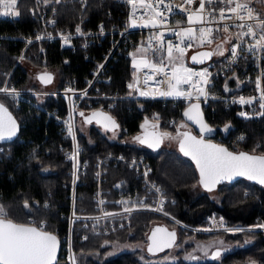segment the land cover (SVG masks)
I'll return each mask as SVG.
<instances>
[{
	"label": "trees",
	"instance_id": "1",
	"mask_svg": "<svg viewBox=\"0 0 264 264\" xmlns=\"http://www.w3.org/2000/svg\"><path fill=\"white\" fill-rule=\"evenodd\" d=\"M252 3L257 9L260 0H252ZM53 5L57 6L58 11L57 25L64 28L72 26L82 11L86 27L96 28L101 21L108 24L107 12L109 10L115 12L118 8L116 0H87V7L84 10L74 0H64L60 3L56 0H17L19 15L14 19L0 18V85L9 74L8 87L14 85L20 89L26 88L28 73L23 67L24 63L40 67L45 71L55 70L58 78L57 88H62L72 79L77 80L81 85L93 68V61L87 58L86 54L90 56L94 54L97 60H102V52L109 45L108 38L101 39L99 45L94 47L90 46L86 50L77 47L74 51L60 47L57 42L33 41L26 47L25 57L10 74L17 56L26 45L22 37L34 38L35 31L39 27V20L32 17L30 10L34 9L38 13L43 9H50ZM186 60L187 63H191L189 55ZM108 68L111 80L103 84L102 89L108 94L129 96L130 92L132 93L126 87L131 79L129 59L120 55L116 60H112ZM240 73L238 68V77ZM230 79L229 77L221 79L219 86L211 90L214 93H226L222 85L228 84ZM28 96L37 101L31 95ZM38 102L48 110L56 107L62 112L64 110L65 103L61 96L48 95ZM0 103L12 111L20 125L17 138L8 143H0V207L5 212L3 218L22 224H28L30 217L43 220V229L55 233L61 242L70 224L71 161L65 159L69 140L63 141L52 119L27 101L21 100L17 106L13 96L1 93ZM186 105L181 100L176 103L131 99L118 101L115 107L104 108L118 121L117 136L111 138L109 136L112 131H104L97 124L81 123L77 114V111L86 113L100 108L101 105L89 107L81 103L75 112L76 129L82 147L80 158L87 162V167L80 175L81 183L76 186L74 214L84 215L95 212L96 162L99 157L110 152L113 155H144L152 167L151 178L164 188L168 197L173 199L166 204L165 211L187 225L204 224L207 214L212 211L222 215L228 224L248 225L257 218L264 222V184L238 179L219 184L209 191L199 183L194 165L182 154L178 148V141L175 148L167 147L164 141L162 147L155 151L138 141L136 144L127 142L128 138L139 135L146 121L155 122L160 132L179 134V139L188 132L199 135V132L187 124L181 116ZM211 105L214 106V111L210 110V106H202L207 123L214 128L211 139L223 144L232 152L244 151L264 155V117L256 121L242 120L236 116L234 106L224 110L220 101H214ZM154 113H157L158 117H155ZM170 116H175L176 123L167 122ZM180 123L184 126L181 127ZM61 142L66 145L63 150L59 147ZM33 148L36 149L31 153ZM102 186L106 199L119 200L120 206L132 205L145 194L136 172L125 163L115 165L110 162L103 176ZM213 191L216 192L215 197L211 195ZM157 223L164 224L177 234L181 247L174 262L144 260V258L149 259L150 255L161 254L168 250L167 248L158 253L147 250L149 231ZM212 235L193 232L169 218L152 212L138 211L133 213L128 226L105 234L95 233L91 226L84 228L80 219H73L71 244L74 264H248L249 262L264 264V230L223 234L231 242H240L241 246L224 252L218 258L203 260L184 258V252L192 249L196 241L209 239ZM125 241L146 243L145 250L137 248L108 256V251L114 242ZM55 264H69L62 246Z\"/></svg>",
	"mask_w": 264,
	"mask_h": 264
},
{
	"label": "built area",
	"instance_id": "2",
	"mask_svg": "<svg viewBox=\"0 0 264 264\" xmlns=\"http://www.w3.org/2000/svg\"><path fill=\"white\" fill-rule=\"evenodd\" d=\"M78 2L83 7L87 5L86 0H78ZM116 3L118 6L116 11L109 10L107 12L106 21L108 24L101 21L96 28L86 27L84 22H80L75 27L58 28L55 26V9H50L48 12L43 10L37 15L32 11L33 17L39 20L41 27L36 29L34 39L28 40L22 37L28 44L35 40H45L57 42L60 47H67L74 51L77 47L84 50L90 46L94 47L99 45L101 39L108 38L109 45L102 52V60H97L94 54L91 56L86 54L87 58L93 61V68L81 85L75 79L67 81L62 88L51 90H25L14 85L8 87L7 80L0 85V89H7V91H0V94L8 93L13 96L17 101V106L21 100L27 101L52 119L54 125L57 126V133L62 135L63 141L69 140L65 159L71 161L69 171L71 176L70 224L68 232L61 238L62 250L69 264H74L71 244L73 219H80L82 227L91 226L95 233L100 234L130 224L133 213L138 211L158 214L171 219L182 227L198 232L231 229L224 222L222 215H217L215 212L207 214L204 224L195 226L187 225L168 214L165 211V206L173 199L168 197L164 188L151 178L152 167L144 155L129 157L123 154H107L99 157L95 169L98 186L94 195L95 212L84 215L74 214L76 186L81 183L80 175L86 171L87 167V162L80 158L82 147L78 141L76 129L75 112L81 103H85L89 107L101 105L100 108L104 109L115 107L117 102L123 99L162 103L167 101L176 103L181 100L184 104H188L192 100H199L202 106H210V110L214 111V106L211 103L220 101L224 110L234 106L236 116L242 120L256 121L264 117V107H262L264 105V42L250 50V45H256L260 37L264 35V25H261V21H264V0H260L257 9H255L252 0H233L231 4L221 2V0H212L211 3H205L203 13L199 11V0H193L192 3H188L187 0H163V3H160V0H134V2L116 0ZM236 3L247 4L248 8L252 10L253 18L248 19L247 9L240 10V16L244 17L243 20L232 14L229 9L234 8ZM0 7L2 12L6 11L2 6ZM221 9H224V15L230 19L220 20ZM157 13L161 15H157ZM190 15L193 16L192 23H189ZM241 24L244 27H240ZM225 25H228L227 31H225ZM248 25H251L255 36L244 35L241 38V33H248ZM47 26H52L55 29L48 30ZM78 28L79 31H77ZM188 28L193 30V37L196 38V41L193 37L189 38L185 34L184 30ZM201 28L206 30L203 43L199 31ZM208 29L212 30L210 35L207 32ZM170 43L173 46V52H178L176 46H179L187 52V55L198 49L210 48L213 54L210 60L203 64L185 63L183 66L193 73H202L206 70L207 75L193 76L189 83L174 84L173 69L178 67L167 55ZM234 46L236 47L235 56L232 53ZM136 47L145 48L146 53L135 55L133 51ZM120 55L129 59L133 76L134 87H132L133 91L129 96L108 94L102 89V85L111 80V75L108 72L109 65ZM20 56H22V52L19 54L15 66L21 59ZM135 60H141V62H135ZM160 67H163V72L155 71V68ZM238 68L241 71L240 77L237 76ZM226 77L231 78L228 84L222 85L226 93H214L211 89L218 87L219 81ZM169 80L185 95H160V92L171 91ZM129 85L130 83L127 82L126 87ZM13 89L15 91H12ZM141 92L149 94L141 95ZM188 93L191 95H187ZM28 95L35 97L37 101L29 98ZM48 95L63 98L65 103L63 112L59 107L48 110L38 104V101H42ZM174 122V117L169 120L170 124ZM69 125H71V132H69ZM59 147L63 150L66 145L61 142ZM35 149L33 148L31 152H34ZM110 162L115 165L117 163L128 164L141 180L145 194L132 205L120 206L119 200L109 201L106 199L101 183ZM28 224L38 228L42 226L43 229L44 221L30 217ZM260 229H264V227H260Z\"/></svg>",
	"mask_w": 264,
	"mask_h": 264
},
{
	"label": "snow or ice",
	"instance_id": "3",
	"mask_svg": "<svg viewBox=\"0 0 264 264\" xmlns=\"http://www.w3.org/2000/svg\"><path fill=\"white\" fill-rule=\"evenodd\" d=\"M129 2H134V0H129ZM188 3H192L193 0H187ZM212 0H199L201 13L204 12L205 3H211ZM221 2L231 4L233 0H221ZM160 3H163V0H160ZM17 0H0V6H2L6 11L2 14H18L13 13L12 9L16 6ZM247 9L248 19H252V10L248 8L247 4L236 3L234 8H230L229 11L237 16V18L243 20L244 17L240 16V10ZM157 15H161L157 13ZM230 19L224 15V9L220 10V20ZM193 22V16H189V23ZM261 25H264V21H261ZM244 27L243 24L239 25ZM248 33H241V38L244 35H253L255 33L252 30L251 25H248ZM228 30V25H225V31ZM79 31V28L77 29ZM185 34L189 37H193V30L191 28L185 29ZM201 42H204L205 32L204 28H201ZM211 29H208L207 32L211 33ZM40 39V37H37ZM162 39V37H161ZM210 43L211 40L209 39ZM261 42H264V35L260 37L256 45H250V50L253 47L260 46ZM176 51L181 55L184 52V49L176 46ZM173 52V46L170 43L168 47L169 58L171 59ZM233 56L236 55V47L232 49ZM201 56L207 57L210 53H201ZM196 56H193V60L196 61ZM135 66V62H134ZM157 72H163V67L155 68ZM183 74V75H182ZM207 72L202 73H193L189 69L185 68H175L173 69L172 79L176 80V84L180 83H189L193 76H206ZM47 82V81H46ZM147 83V81H145ZM169 88L171 91L160 92V95H175L182 96L185 93L178 90L177 87L171 84V81H168ZM129 87H134L133 84H130ZM0 91H7V89H0ZM12 91H15L14 89ZM203 90L201 89V92ZM141 95H148L149 93L141 92ZM187 95H191L188 93ZM193 108L198 110V105H193ZM264 107V105H262ZM83 115V114H81ZM94 115H101L99 113ZM185 115L189 119H193L189 115V112L186 111ZM106 120L111 122L113 127H116L115 122L111 117H104ZM201 123V132L211 131L205 124ZM107 127V125H105ZM143 127V125H142ZM227 127V126H226ZM69 132H71V125H69ZM16 134V122L7 112V109L3 105H0V139L9 138ZM164 136H169V133H164ZM184 139L180 140L181 151L185 155H190L192 159L196 162V166L199 169L200 181L205 188L211 191L217 183L221 180L227 178L231 179L235 175H247L249 179H258L261 184H264V156H251L246 153H240L238 155L229 152L226 148L205 143L203 139H197L194 136L189 135L188 133L183 134ZM141 143H146L145 139L137 137ZM158 141L155 144H150L149 146H158ZM27 207V202H25ZM5 216L4 209L0 207V264H53L55 260V250L57 246V238L53 234L43 231L42 226L40 228L28 226L25 224H17L11 220L3 218ZM259 227H264L260 225ZM155 231H165L163 229H157ZM155 231L153 237H155ZM237 231H243V229H237ZM169 237L174 239L175 233H168ZM152 239V238H150ZM171 241H164L161 243H156L155 248L150 245L149 251L153 252L163 250L165 247H171ZM213 258L219 257L220 252H214L212 254ZM195 258V257H191Z\"/></svg>",
	"mask_w": 264,
	"mask_h": 264
},
{
	"label": "rangeland",
	"instance_id": "4",
	"mask_svg": "<svg viewBox=\"0 0 264 264\" xmlns=\"http://www.w3.org/2000/svg\"><path fill=\"white\" fill-rule=\"evenodd\" d=\"M62 1H64V0H61V1H58V0H56V2L57 3H60V2H62ZM74 1H76L80 6H81V8L84 10L86 7H87V5L85 6V7H83L79 2H78V0H74ZM86 2H87V0H86ZM50 9H55L56 11H55V13H54V16H55V20H56V23H55V26L56 27H58V28H64V27H60V26H58L57 25V13H58V11H57V6L56 5H53V6H51L50 7ZM50 9H43V10H45L46 12H48V10H50ZM42 10V11H43ZM12 11H13V13H18V14H9V15H4V14H2V13H4V12H2L1 11V7H0V18H10V19H14V18H16L18 15H19V10H18V7H17V4H16V6L12 9ZM32 11L37 15V12L34 10V9H31L30 10V13H31V15L33 14L32 13ZM41 12V11H40ZM83 12V11H82ZM82 12H80L79 14H78V17H77V20H76V22L72 25V26H70V27H75V26H77L80 22H84V17H83V15H82ZM48 14V13H47ZM32 17H33V15H32ZM34 18V17H33ZM39 27H41L40 25H39ZM38 27V28H39ZM47 28H48V30L49 29H55V28H53L52 26L51 27H49V26H47ZM67 28V27H66ZM65 29V28H64ZM35 36H36V34H35ZM28 39V38H27ZM32 39H34V38H32ZM32 39H28V40H32ZM193 39L196 41V38H194L193 37ZM26 41V40H25ZM35 41H40V40H35ZM42 41V40H41ZM45 41V40H44ZM32 42V41H31ZM28 46V42L26 41V45L24 46V48L22 49V56H20V60H19V62L18 63H20L21 62V60L25 57V49H26V47ZM20 52V53H21ZM133 53H135V55L136 54H145L146 53V50H145V48H143V47H136L135 49H134V51H133ZM167 55L169 56V53H167ZM186 56H187V52L186 51H184L183 52V54L181 55L179 52H172V57H171V59L173 60V62L175 63V65L178 67V68H183V66H184V64L185 63H187V60H186ZM19 56H17V58H18ZM17 58H16V60H17ZM16 60H15V63H16ZM43 62H44V60H43ZM135 62H141V60L139 61V60H135ZM15 63H14V65H13V67L15 66ZM17 63V64H18ZM12 67V69L10 70V74H11V72H12V70L14 69ZM23 67H24V69L27 71V73H28V86L26 87V88H23V89H25V90H35V91H37V90H51V89H55V88H57L56 86H57V84H58V78H57V72L54 70L53 72H54V79H53V82L51 83V84H49V85H42L38 80H37V78H36V74H37V72L39 71V70H42V68H40V67H35V66H32V65H30V64H27V63H24L23 64ZM131 70V69H130ZM8 77H9V74H7V77L5 78V80H7L8 79ZM5 80L2 82V84L5 82ZM69 81V80H68ZM130 84H133V76H132V73H131V79L128 81ZM1 84V85H2ZM42 86H44V87H42ZM174 84H176V80L174 79ZM129 90H131V91H133V88L131 87H127ZM35 98V97H34ZM39 98H42V97H39ZM119 101H121V100H119ZM154 116L155 117H158V114L157 113H154ZM175 118V116H170V117H168L167 118V122H169V120H171V118ZM80 121H81V123H84L82 120H81V118H80ZM150 123H152L151 125H152V127H153V129H155L156 128V123L155 122H149V121H146L144 124H143V127H142V129H144L146 126H148V125H150ZM174 123H176V118H175V122ZM173 123V124H174ZM151 125H150V128H152L151 127ZM181 127H183L184 125H183V123H180L179 124ZM81 126H84L83 124H81ZM81 128H83V127H81ZM101 128H103V127H101ZM103 130L104 131H109V130H107V129H105V128H103ZM116 131H117V128L116 129H114L113 131H112V133L110 134V136L109 137H111V138H115L117 135H116ZM162 136L163 137H165V139H166V136H164L163 134H162ZM138 137V135L137 136H135V137H131V138H128L127 139V142L128 143H131V144H136L137 143V138ZM176 141H174L173 143H164L165 145H167V147H169V148H175L176 147V143H175ZM32 153V152H31ZM107 154H112V153H107ZM107 154H105V155H107ZM134 156H136V155H134ZM129 157H131V156H129ZM126 164V163H125ZM98 187V186H97ZM101 187H103L102 186V183H101ZM211 195L213 196V197H215L216 196V192H211ZM212 212H215V211H212ZM217 215H219L217 212H215ZM155 214V213H154ZM223 217V216H222ZM132 218V217H131ZM175 218V217H174ZM224 218V217H223ZM225 220V219H224ZM224 222H226V220L224 221ZM130 223H131V220H130ZM153 223H155V222H153ZM227 223V222H226ZM228 224V223H227ZM262 224H264V222L262 221V220H260V219H258L257 218V220H255V222H253L252 224H248V225H241V224H228V226L231 228L230 230H223V231H215V232H198V231H195V230H192V229H188V230H191V231H193V232H196V233H199V234H202V235H209L210 234V236H211V234H213L212 235V237H210L209 239H200V240H198V241H196V245L192 248V249H190V250H188V251H186V252H184V254H183V256H184V258L186 259V260H203V259H208L209 258V255H210V253L212 252V250L213 249H215V248H217V247H219V248H222L223 249V252L222 253H220V256L224 253V252H229V251H231V250H234L235 248H237V247H239V246H241V243L240 242H231V241H229L228 239H226L225 237H224V235L223 234H225V233H237V232H242V231H237V229H243V231H255V230H264V229H260V225H262ZM129 225V224H128ZM128 225H126V226H128ZM206 225V224H205ZM204 225V226H205ZM181 226V225H180ZM191 226V225H190ZM125 227V226H124ZM182 227V226H181ZM185 228V227H184ZM187 229V228H186ZM109 232V231H108ZM108 232H104V233H101V234H105V233H108ZM145 246H146V243H140V242H135V241H125V242H114L113 244H112V248L110 249V251H108V256H114V255H116L117 253H119V252H121V251H131V250H134V249H137V248H139V249H141L142 251L143 250H145ZM181 247V244H180V242L178 241V237H177V240H176V242L171 246V247H169L168 248V250L167 251H165V252H163V253H161V254H153V255H150L151 257L149 258V259H147L146 260V258H144V260L145 261H147V262H165V263H171V262H174L176 259H177V252H178V250H179V248ZM219 256V257H220ZM191 257H195L194 259L193 258H191ZM218 258V257H217Z\"/></svg>",
	"mask_w": 264,
	"mask_h": 264
},
{
	"label": "water",
	"instance_id": "5",
	"mask_svg": "<svg viewBox=\"0 0 264 264\" xmlns=\"http://www.w3.org/2000/svg\"><path fill=\"white\" fill-rule=\"evenodd\" d=\"M201 53H210V55L207 56V57H204V56H201L200 55ZM188 55H189V60L191 61L192 64H203L206 61L210 60L212 58V56H213L212 50L210 48L198 49V50H195V51L189 53ZM193 56H196V58H197L196 61L193 60ZM36 78H37V80L42 85H49V84H51L53 82L54 74H53L52 71L42 70V71L37 72ZM0 105H3L4 108L7 109V112L11 115V117L16 122V134L14 136L9 137V138L0 139V143H8V142L13 141L17 137V135L19 133V130H20V125H19V122H18L17 118L12 113V111H10V109H8L4 104L0 103ZM193 105H198L199 106L198 107V110L195 109V108H193L192 107ZM186 111L189 112V115L192 116L193 119H189L188 116L185 115V112ZM97 113H99L101 115H94V114H97ZM77 114H78L79 118H81V120L85 124H97V125L105 128V129H107L109 131H113L114 129L118 128V121L108 111H106L104 109L97 108V109L91 110V111L86 112V113H83L81 111H77ZM81 114H83V115H81ZM181 116H182L183 120L187 124H189L191 127H193L194 129H196L199 132V135H196L194 133H189V132H188V134L191 135V136L196 137L197 139H203L205 143H210V144H214V145H217V146L226 148L229 152H231L233 154H236V155H238L240 153H246V154L251 155V156H257V157L264 156V155H258V154H251V153L244 152V151H241V152H232L226 146H224L223 144H221V143H219V142L211 139L210 137L214 133V128L211 127L207 123V121L205 119V116H204L203 109H202V104H201V102L199 100H192V101H190L183 108V110L181 112ZM104 117H111L112 120L115 122L116 127H113L112 124H111V122H109L108 120H106ZM200 121H202L203 124H205L209 129H211V131L201 132V123H200ZM105 125H107V127H105ZM138 137H140L141 139H145L147 141L146 143H141L140 140L137 139V141L141 145H143V146H145V147H147V148H149V149H151L153 151L158 150L160 147H162V145L164 143V140H163V137L161 135V132L158 129H153V130L152 129H149L147 131H141L139 133ZM182 139H184V136L183 135H182V137H180V139H178V142H177L178 148L180 150H181V148H180V140H182ZM156 141L159 142L158 143V146H149L150 144H155ZM181 152L194 165V168H195V170H196V172L198 174L199 181H200V173H199V169L196 166V162L192 159V157L190 155H185L183 151H181ZM238 179H245V180H249V181H253V182L260 183L258 179H249L247 175H242V176L241 175H235L231 179L225 178V179L221 180L219 183L216 184L215 187H217L219 184L227 183V182H233V181H236ZM205 189H207V188H205ZM8 220H10V219H8ZM14 223H16V222H14ZM17 224H22V223H17ZM25 225L37 227V226L32 225V224H25ZM157 229H163L165 231H155ZM42 230L43 231H46L44 229H42ZM154 231H155V237H153ZM46 232H49V233L53 234L57 238V246H56V250H55V260L53 261V264H55L57 262L58 258H59L60 249H61V242H60L59 237L55 233L50 232V231H46ZM168 233H175L174 239L172 237H169L168 236ZM150 238H152V239H150ZM176 240H177V234H176L175 231L169 229L164 224L157 223V224L153 225V227L149 231L147 250L149 249V246L150 245H152L155 248V244L156 243H161V242H164V241H171V243L173 245L176 242ZM167 248H169V247H165V248H163V250H165ZM163 250H160V251H155L154 250L151 253H158V252H161ZM217 251H219L220 253H222L223 252V249L222 248H219V247L213 249L212 252L209 255V259H215V258H213L212 254L214 252H217ZM248 264H256V263L255 262H249Z\"/></svg>",
	"mask_w": 264,
	"mask_h": 264
},
{
	"label": "flooded vegetation",
	"instance_id": "6",
	"mask_svg": "<svg viewBox=\"0 0 264 264\" xmlns=\"http://www.w3.org/2000/svg\"><path fill=\"white\" fill-rule=\"evenodd\" d=\"M152 123H150V125H151ZM150 125H148V126H146L144 129H142V131H147V130H149V129H152L153 130V127H152V125H151V127L152 128H150ZM155 129H157V128H155ZM166 133V132H165ZM162 134H164V132H161V135ZM170 134V133H169ZM163 137V136H162ZM178 139H179V134H170L169 136H166V139H165V137H163V140L165 141V142H169V143H173L174 141H178ZM175 142V143H176Z\"/></svg>",
	"mask_w": 264,
	"mask_h": 264
}]
</instances>
